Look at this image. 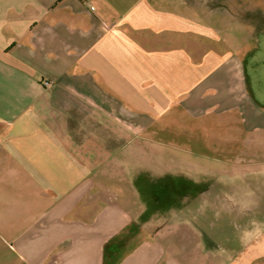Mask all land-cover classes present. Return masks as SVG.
Listing matches in <instances>:
<instances>
[{
    "label": "crops",
    "instance_id": "obj_1",
    "mask_svg": "<svg viewBox=\"0 0 264 264\" xmlns=\"http://www.w3.org/2000/svg\"><path fill=\"white\" fill-rule=\"evenodd\" d=\"M234 11L0 0V264H264V169L191 149L264 128Z\"/></svg>",
    "mask_w": 264,
    "mask_h": 264
},
{
    "label": "rangeland",
    "instance_id": "obj_2",
    "mask_svg": "<svg viewBox=\"0 0 264 264\" xmlns=\"http://www.w3.org/2000/svg\"><path fill=\"white\" fill-rule=\"evenodd\" d=\"M226 10L234 11V20L240 25L241 34V48L242 51V66L244 71V78L246 84V93L258 106L264 107V0H222ZM256 4L257 7L254 5ZM226 14V19H227ZM229 126H223L217 138H204L203 142H191L194 151L209 154V159H213L216 154L219 161L222 159L219 150L226 152L237 153V157L228 158L240 163L241 169H253L254 171H261L264 169V128H257L252 131H245L243 125L233 126L235 130H227ZM232 128V129H233ZM224 132V133H223ZM209 136V135H208ZM213 136V135H212ZM217 136V134L215 135ZM177 151L179 154L186 153L189 143L177 141ZM245 175V174H244ZM246 178L254 180L250 173H246ZM258 180L262 179L259 175ZM201 191L200 188L197 190ZM212 191L215 197H220L221 192L217 188L207 189ZM185 196V190H178L176 192V200ZM175 197V195H173ZM195 207L190 206V208Z\"/></svg>",
    "mask_w": 264,
    "mask_h": 264
},
{
    "label": "built area",
    "instance_id": "obj_3",
    "mask_svg": "<svg viewBox=\"0 0 264 264\" xmlns=\"http://www.w3.org/2000/svg\"><path fill=\"white\" fill-rule=\"evenodd\" d=\"M90 10H92V8H90ZM45 86H50V83H46V82H44L43 83Z\"/></svg>",
    "mask_w": 264,
    "mask_h": 264
}]
</instances>
